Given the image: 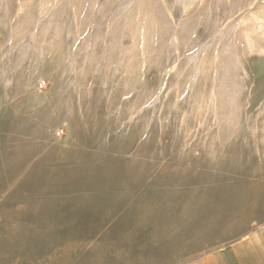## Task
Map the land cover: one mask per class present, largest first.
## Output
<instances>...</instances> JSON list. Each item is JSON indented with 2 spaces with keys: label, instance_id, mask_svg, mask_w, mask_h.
Here are the masks:
<instances>
[{
  "label": "rangeland",
  "instance_id": "obj_1",
  "mask_svg": "<svg viewBox=\"0 0 264 264\" xmlns=\"http://www.w3.org/2000/svg\"><path fill=\"white\" fill-rule=\"evenodd\" d=\"M264 224V0H0V264H187Z\"/></svg>",
  "mask_w": 264,
  "mask_h": 264
},
{
  "label": "crops",
  "instance_id": "obj_2",
  "mask_svg": "<svg viewBox=\"0 0 264 264\" xmlns=\"http://www.w3.org/2000/svg\"><path fill=\"white\" fill-rule=\"evenodd\" d=\"M187 264H264V224Z\"/></svg>",
  "mask_w": 264,
  "mask_h": 264
}]
</instances>
